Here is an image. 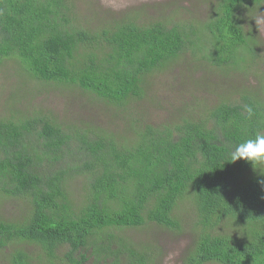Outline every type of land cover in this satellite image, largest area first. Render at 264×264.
I'll list each match as a JSON object with an SVG mask.
<instances>
[{"label": "trees", "instance_id": "16d2710c", "mask_svg": "<svg viewBox=\"0 0 264 264\" xmlns=\"http://www.w3.org/2000/svg\"><path fill=\"white\" fill-rule=\"evenodd\" d=\"M263 4L222 0L204 25L205 38L196 40V24L168 18L141 21L133 12L96 28L81 21L74 0H0L1 85L12 90L0 117V202L21 200L26 208L17 218L0 209V249L37 245L49 264L63 250V264H150L147 248L115 231L149 223L178 230L177 207L189 201L197 231L183 264H264V167L230 157L236 144L264 133V84L263 92L259 86L234 96L216 92L218 103L193 104L197 120L181 116L185 107L179 122L147 124L134 139L114 124L145 97L151 74L189 51L204 50L210 63L233 70L255 68L257 61L240 53L243 47L248 57L258 56L239 11ZM219 53H236L238 67L231 57L213 56ZM22 69L28 78L17 74ZM33 84L39 93L80 87L110 107L109 127L61 123L14 87ZM136 123L131 118L128 129ZM80 176L86 193L76 205L68 187ZM34 258L18 248L11 262L35 264Z\"/></svg>", "mask_w": 264, "mask_h": 264}, {"label": "rangeland", "instance_id": "374dc122", "mask_svg": "<svg viewBox=\"0 0 264 264\" xmlns=\"http://www.w3.org/2000/svg\"><path fill=\"white\" fill-rule=\"evenodd\" d=\"M222 0H74V5L80 13L81 21L84 23L85 18L88 23L93 24L96 28L103 27L107 22L114 23L123 14L139 13L141 21L151 19L168 18L174 22H179L192 26L196 24L198 34L196 40L205 38L207 32L205 23L214 18L215 11ZM252 6H250L251 8ZM242 8L239 12L245 17L246 29L253 31L255 37V48L258 50L256 58L248 57V52L240 49L246 61H257L255 68L251 70L243 69V71L233 70L225 65L219 66L210 63L205 56L204 50L197 54L189 51L182 54L176 61L170 63L163 70H156L148 77L149 86L144 98L134 100L130 103L125 115L118 117L117 127L120 125L119 132L129 135L132 139L136 138L135 130L143 128L145 125L162 126L174 125L179 122V111L188 108L184 115L190 120H197L196 111L193 104L201 105L207 98L218 103L222 97L234 96L241 90L248 89L262 91L261 85L264 84V4L263 7L254 9ZM142 15V16H141ZM152 21V20H151ZM149 22V21H148ZM194 40V39H193ZM205 43V41H203ZM194 43L192 42V47ZM212 49L209 52L211 54ZM222 58H230L233 63H240L236 53H219ZM241 56V55H240ZM8 61V60H5ZM17 74L28 78V73L22 69ZM16 76L21 81L20 76ZM0 75V117L6 110L10 84H2L4 80ZM21 91V96L26 102L32 101L35 106H42L51 112L58 120L63 122L76 121L79 125L98 126L100 128H108L107 118L110 107L101 105L100 100L95 96H91L87 92L81 91L80 87L70 88L68 91L63 88L49 87L46 92L39 93L36 84L30 85L29 89L22 91L18 86H14ZM52 90V91H51ZM214 92V93H213ZM213 93V94H212ZM264 93V92H263ZM212 94V95H211ZM261 95V94H260ZM264 97L263 95H261ZM207 101V100H206ZM19 102L18 105H20ZM19 108H22L21 106ZM179 108V109H178ZM113 114V110L111 109ZM118 113V112H117ZM119 114V113H118ZM5 115V114H4ZM84 120H81V119ZM133 118L138 123L135 124L136 129H128L130 119ZM124 127L126 130H124ZM264 167V164H262ZM85 179L84 177L72 178L69 182V190L76 205H80L85 199ZM0 209L3 214L17 218L25 212V204L21 200L3 199L0 202ZM176 214L181 218L182 228L178 230H170L156 223H149L145 226L117 229L115 232L118 236L134 242L136 245L148 249L150 264H183L186 254L190 251L194 244L196 234V211L189 201L181 202L176 210ZM188 223V224H187ZM195 228V229H192ZM25 249L35 257V264H49L46 260L44 251L37 245L15 242L5 248L0 249V264H12L11 259L15 251ZM65 251H58L56 264H63L62 256ZM218 264V263H206Z\"/></svg>", "mask_w": 264, "mask_h": 264}, {"label": "clouds", "instance_id": "9594fccd", "mask_svg": "<svg viewBox=\"0 0 264 264\" xmlns=\"http://www.w3.org/2000/svg\"><path fill=\"white\" fill-rule=\"evenodd\" d=\"M245 111L249 117L253 114V109L249 106H245ZM230 157L233 162L243 159L254 166L264 164V133H257L254 137L236 144L230 151Z\"/></svg>", "mask_w": 264, "mask_h": 264}]
</instances>
